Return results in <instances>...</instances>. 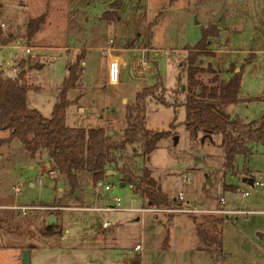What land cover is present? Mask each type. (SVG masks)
<instances>
[{
	"label": "rangeland",
	"instance_id": "rangeland-1",
	"mask_svg": "<svg viewBox=\"0 0 264 264\" xmlns=\"http://www.w3.org/2000/svg\"><path fill=\"white\" fill-rule=\"evenodd\" d=\"M22 2H28L32 16L46 13L47 24L31 41L20 38L2 49L0 60L10 75H17L25 63L27 80L39 87L28 92V105L44 116L53 112L76 47L86 53L79 84L67 92L69 126L120 133L127 125V106L139 91L155 85L157 97L181 103L185 94L170 90L187 48L212 24L220 29L211 39L216 53L203 56L204 64L212 63L226 80L241 72V100L231 104L228 113L250 122L264 112V0H0V23L8 24L4 32L24 28ZM108 10L115 11L112 19L103 17ZM112 55L126 60L117 84L108 83L105 69ZM182 81L187 82V75ZM147 100L146 127L170 134L149 159L131 147L136 166L150 167L170 196L183 192L185 202L202 212L220 209L213 207L223 196L226 210L237 214V219L233 215L224 222L228 249L223 258L228 264H264V240L258 235L264 231V213H259L264 209V184L242 181L253 174L264 183V145L258 144L248 158L238 156L234 168H225L220 135L215 142L202 141L200 135L192 139L183 105L176 111L154 97ZM6 147L9 155L0 161V264H23L26 251L31 264H126V259L130 264L217 263V253L198 242L188 217L204 225L216 214L144 209L143 196L130 183L122 186L119 172L107 173L101 186L88 173L81 175L80 186L72 192L47 152L33 158L18 139L7 141ZM107 183L111 190L104 188ZM224 183L237 189H227ZM115 197L121 201L110 208ZM21 206L31 208L23 213ZM75 206L84 210L66 209ZM51 215L57 217L54 233L47 229ZM105 222L110 227L100 232Z\"/></svg>",
	"mask_w": 264,
	"mask_h": 264
},
{
	"label": "trees",
	"instance_id": "trees-1",
	"mask_svg": "<svg viewBox=\"0 0 264 264\" xmlns=\"http://www.w3.org/2000/svg\"><path fill=\"white\" fill-rule=\"evenodd\" d=\"M114 15L115 11L108 10L103 17L112 19ZM45 19V15H41L29 20L25 32L28 39L38 32ZM219 32L217 24L209 25L202 30L200 41L187 48L183 69L175 87L170 90L171 94H185L183 101L173 102L165 95L157 97L154 92L158 85L142 89L135 101L127 106V125L120 133H110L103 127H72L67 124L66 112L71 102L67 92L79 84L84 69V49H79L69 63L68 74L59 87L60 92L49 117L28 105V92L39 87L27 80L25 63H20L21 71L15 77L7 75L0 65V130L6 133L0 138V144L18 139L33 158L47 152L53 168L67 179L72 192L80 186L81 175L88 173L93 182L99 184L112 170L122 175L121 182L134 185L136 192L144 198V207H183L182 200L165 192L153 176L152 169L137 167L136 158L131 155L132 147L134 152L149 159L159 141L170 134L166 130L146 127L148 97H154L158 103L172 105L176 111L179 105H183L186 111L184 124L192 139H198L200 135L202 141L215 142L214 137L220 135L225 168H234L238 156L248 158L258 144L264 145V112L250 122L227 116L228 107L241 100V72H235L226 80L212 63L205 65L203 62V56L214 54L211 39L219 36ZM12 39L13 36L2 37L1 42L7 44ZM207 74L210 78L205 79ZM185 75L186 83L182 81ZM47 229L54 233L56 224H49Z\"/></svg>",
	"mask_w": 264,
	"mask_h": 264
},
{
	"label": "crops",
	"instance_id": "crops-1",
	"mask_svg": "<svg viewBox=\"0 0 264 264\" xmlns=\"http://www.w3.org/2000/svg\"><path fill=\"white\" fill-rule=\"evenodd\" d=\"M27 4H28V2H25V3L22 2V8H23V10H22L21 15H20V22H21V25L22 24L24 25L23 26L24 27L23 29L22 28H19V30L18 29L11 30V27H10L7 32H4V29H7L8 24H6L5 22H1L0 23V52L2 51V49H4L5 47H7L9 44L16 43L17 40L20 39V38H25L27 40V42L31 41L32 38L35 35H37L38 32H40V30L42 29L43 25L45 26L47 24V22H46V19L47 18H46L45 21H44V23L41 24L40 29L38 30V32H36V34L32 38L28 39L27 36L25 35V32H26L27 24H28L29 20L31 18L39 17L41 15H45V17H47V14L46 13H42L40 15L32 16L33 9L30 8L29 5H27ZM2 24H4V26H2ZM10 25L11 24H9V26ZM8 36H13V39L11 40V42H9L7 44H3L1 42L2 37H8ZM111 43H112V41L109 40L108 41V44L110 45ZM76 48L77 49H81V47H76ZM211 49H212V51L214 53H216V49H213L212 46H211ZM104 51L107 52V49H104ZM112 57H117L120 60L121 64L123 63V65L126 63V60H122L118 56H113L112 55ZM25 60L28 62L27 59H25ZM108 64H109V61L106 60L105 69H106L107 72H108V70H107L108 69ZM0 65L2 67L4 66L3 61H1V60H0ZM14 71L17 72L16 66H14ZM5 72H6V70H5ZM7 75L14 77L16 75V73L14 75H10V74H7ZM108 83H109V80H108ZM229 115H231V114L229 113ZM8 155H9V149H8V147H6V142H3V143L0 144V161L2 162L4 160V158L7 157ZM254 179H256V178H254ZM32 185H34V183H32ZM224 186L227 189H233V190H236L237 189L236 186L229 185V184H225V183H224ZM221 197H223V196H221ZM216 207H220V209L219 208L218 209L221 210V211H217V212H215V211L202 212V213L216 214V215H211V216H213V217H210L209 218L211 220L205 222L204 225H199L197 223V221H196V217H191L189 215H188V217L193 219V222L195 224V226L193 228V233L197 237L198 242H200L201 245L204 246L206 250H209V251H212V252L217 253L216 254V258H214L216 260V262H217L216 264H228V261H227L228 259H224L223 258L225 256V253H224L225 250L227 251V249H228V243L226 244V240H225V236H224L225 235L224 234V227H225L224 222H225V220L229 219L230 216L233 217V215H235V218L237 219V217H236L237 214L234 213V212L233 213L228 212L226 210L228 208H226L225 204L222 205L221 203H218L213 208L215 209ZM66 209H74V210L80 209V210H84V209H81V207H79V206L69 207V208H66ZM57 213H65V212L59 211ZM259 213H264V209L263 210H260ZM89 214L90 215H93V212H89ZM58 218H59V216H58ZM262 221H263V224H264V220H262ZM109 227L103 226L102 229L100 230V232H105L107 229H109ZM65 230L68 232L70 229L69 228H65ZM258 235L260 236V239L264 240V231L263 232H258ZM226 245H227V247H226ZM260 246L264 248V243L263 244L260 243ZM125 263L126 264H130V262H129L128 259L125 260Z\"/></svg>",
	"mask_w": 264,
	"mask_h": 264
},
{
	"label": "built area",
	"instance_id": "built-area-1",
	"mask_svg": "<svg viewBox=\"0 0 264 264\" xmlns=\"http://www.w3.org/2000/svg\"><path fill=\"white\" fill-rule=\"evenodd\" d=\"M2 26H4V24H2ZM108 51H110L109 49H107ZM120 69H121V62L120 60L117 58V57H110L109 59V64H108V73H109V77H108V80H109V83L111 84H117L119 82V75H120ZM2 137V131L0 130V138ZM183 180H184V183L186 184H189L190 183V177L187 175V174H184L183 176ZM103 183L102 182H99L98 185H102ZM254 184L256 185H263V181H259L257 179H254ZM131 187H134L133 184H130ZM104 188L106 190H111L112 189V185L107 183L106 185H104ZM135 188V187H134ZM245 195H249V192H245ZM178 198L180 200L183 201L184 204H189L188 202L186 203L185 202V196H184V193L183 192H180L178 194ZM121 199L119 197H115L113 199V203H115L114 205H110V208H115V207H118L117 205L120 203ZM220 203L221 204H224V197H221L220 199ZM189 206H191L189 204ZM192 207V208H191ZM185 207V205H183V207L181 208H158L156 206H150V207H143L144 209H153L154 212L156 213H160V212H167L168 214L169 213H175V214H180V213H185V212H202L201 210L197 209L196 207ZM31 206H21V210L23 211V213H25L28 209H30ZM93 210V208H91ZM94 211V210H93ZM217 211H221L219 209H216L215 212ZM104 226L105 227H109V222H105L104 223ZM141 249V246L140 245H137L136 246V250H140Z\"/></svg>",
	"mask_w": 264,
	"mask_h": 264
},
{
	"label": "water",
	"instance_id": "water-1",
	"mask_svg": "<svg viewBox=\"0 0 264 264\" xmlns=\"http://www.w3.org/2000/svg\"><path fill=\"white\" fill-rule=\"evenodd\" d=\"M184 88H185V85H184ZM227 116H229V114H227ZM107 173H108V174H111V173H114V171L109 170ZM242 181H243V182L250 183V184H253V183H254V178L251 177V176H245V177H243ZM50 185H51L52 187H54V186H55V182H51ZM121 185H122V186L126 185V182H121ZM56 221H57V218L55 217V215H51V216L49 217V223H50V224H53V223L56 222ZM23 264H31V257H30V253H29V251H26V252L24 253Z\"/></svg>",
	"mask_w": 264,
	"mask_h": 264
}]
</instances>
